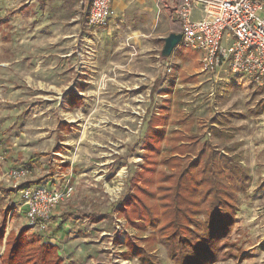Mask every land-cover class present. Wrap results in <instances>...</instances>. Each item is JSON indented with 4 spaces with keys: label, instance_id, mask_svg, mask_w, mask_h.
<instances>
[{
    "label": "rangeland",
    "instance_id": "374dc122",
    "mask_svg": "<svg viewBox=\"0 0 264 264\" xmlns=\"http://www.w3.org/2000/svg\"><path fill=\"white\" fill-rule=\"evenodd\" d=\"M53 25L52 0H0V264H7L12 240L28 226L25 264H179L169 256L176 233L169 236L187 228L191 218H177V231L173 216L163 215L161 196L166 187L172 197L181 166L197 156L199 162L203 147L202 164L209 159L210 144L232 150L252 177L245 195L227 200L235 223L223 241L224 259L213 264H264V87L227 65L204 71L201 53L181 42L168 58L167 79L154 91L163 50L158 43L145 42L159 49L147 52L121 36L105 35L95 52L84 55L94 59L83 64L67 37L80 29L58 23L54 31ZM71 89L80 107L64 103ZM151 114L167 131L164 155L144 149ZM60 122L73 126L69 133H60ZM58 147L61 154L55 153ZM171 150L179 158L172 155L163 164ZM15 170L25 174L14 178ZM136 171L142 175L134 191L139 201L128 193ZM166 175L174 178L162 181ZM35 183L50 190L74 188L44 230L31 225L21 197L22 188ZM192 187L189 182L181 189L186 203ZM141 202L160 206L154 229L126 215ZM202 211L193 219L195 231L206 221ZM59 225L63 231L57 234ZM183 234L188 230L177 237ZM47 238L60 261L41 260L37 240Z\"/></svg>",
    "mask_w": 264,
    "mask_h": 264
},
{
    "label": "trees",
    "instance_id": "16d2710c",
    "mask_svg": "<svg viewBox=\"0 0 264 264\" xmlns=\"http://www.w3.org/2000/svg\"><path fill=\"white\" fill-rule=\"evenodd\" d=\"M90 7L91 2L89 3V11ZM87 17H89V15ZM158 87L159 85H156L154 87V91H156ZM65 101L72 107L81 106L80 97L72 89L65 97ZM162 118L165 119L164 123L166 124L167 117L162 116ZM159 123L160 118H156V115L151 114L149 120L147 121V129L145 133L146 138L144 149L147 150L148 154L154 152L156 155L160 153L161 155H164V153H166L163 148V140L165 139L167 131L166 128H161L160 125L156 126ZM59 126L61 130L65 131L66 133H69L70 129H72V126H69L66 123H61ZM218 133L219 130L214 129L213 136H218ZM216 148L220 147H215L214 145L210 144V154L208 156L209 159H207L204 164H202L201 161L204 157V154L206 153L205 147H203L202 149L201 153L203 154L199 162H197V156L195 162H191L185 167L181 166L177 176L179 184L172 192V197L171 194L167 192L166 187H164L163 196H161V198L164 200V203L161 206L162 210L164 211L163 215L173 216V220H171L173 221L172 227L176 228L177 231L178 226L177 224H175L177 218H191V222L187 226V228L182 227L181 229H179V232L188 230L189 234H183L177 237L179 232H174L171 236H169L174 237L176 233L177 239L175 241V244L173 245V247L175 248L174 250H170L172 252H169V256L177 260L179 264H213L224 259L222 251L226 250L223 248L225 247L223 241L228 238L235 223V218L227 209V200L236 195H245L248 192L252 177L245 172L246 170L244 166L240 161L237 160V156L235 155V153L228 147H223L221 150L219 149V151L216 150ZM221 151H223L224 154H221ZM167 153L171 156H167V158L163 159V164L168 163V161H170L171 159H174L170 158L173 157L172 155H176V157L179 158L178 153L175 151L171 150ZM146 158L149 159V157ZM20 166L24 167L22 165ZM167 166H169V164H167ZM145 167L146 166H144L143 168ZM169 167L170 169H173V167ZM27 170L28 169H26V171ZM170 178H174V176L169 177L168 175H166L163 177L162 181H167ZM141 179V172L136 171L134 176H130L129 180L133 191H129L128 193L131 197L136 199V201L139 200L137 194L134 191L139 190ZM228 180H230V183H228ZM144 181L147 182V180ZM189 182L193 184V187L191 191L188 192L189 200L186 203L182 198L181 189L183 188V185L185 183L187 184ZM232 183H234L233 186ZM40 184L41 183H35L34 186H40ZM185 187L187 188L186 185ZM9 191L11 192L12 190ZM168 199L170 201H168ZM141 203L143 204L140 207L133 206L134 208L128 211L126 215L130 219L129 221L131 223L140 224L143 227L145 226L147 228L149 227L154 229L155 226L153 223L156 222L155 219L157 218L158 214H160V206H151L146 204L145 202ZM183 204H186V206H183ZM129 206L130 204L128 205V207ZM203 206H205V208L202 211L201 208ZM232 207L234 211V206H231L229 208L232 209ZM201 211L202 214L206 217V221L199 225V227L196 228L195 231L194 228L197 227V222H194L193 219L196 218V214L200 213ZM233 214H236V212ZM144 215L146 216V220L144 219ZM27 229H31V227L28 226L26 228H23V230L19 232L12 240V247L6 261L7 264H25L23 262L24 260L22 259L23 255L21 253L25 248V245H28L29 242H31L29 240H25ZM0 231V236L5 235L4 228ZM62 231L63 227L61 225H59L55 230L57 234L62 233ZM37 243H41L42 249L41 251H39V256H41V260L43 262H46V260L50 259L51 257L52 259L55 258L56 261H58L60 257L59 251L54 245H52L49 238L42 239L40 241L37 240ZM163 243L166 244L167 241L163 240ZM130 246L134 251L133 246ZM229 249L232 251V248ZM138 252L139 249L137 250V255L140 256L141 259H143V254H139ZM149 264H152V261Z\"/></svg>",
    "mask_w": 264,
    "mask_h": 264
},
{
    "label": "built area",
    "instance_id": "2783aa9c",
    "mask_svg": "<svg viewBox=\"0 0 264 264\" xmlns=\"http://www.w3.org/2000/svg\"><path fill=\"white\" fill-rule=\"evenodd\" d=\"M177 15L182 43L202 55L203 70L210 72L227 65L234 74L251 77L264 87V11L262 0H179ZM113 0H91L88 24L107 25ZM201 10V17L195 11ZM23 170L11 176L20 178ZM74 188L50 190L45 186L23 187L21 197L32 226L45 229L60 205L70 199Z\"/></svg>",
    "mask_w": 264,
    "mask_h": 264
},
{
    "label": "crops",
    "instance_id": "0c3cea01",
    "mask_svg": "<svg viewBox=\"0 0 264 264\" xmlns=\"http://www.w3.org/2000/svg\"><path fill=\"white\" fill-rule=\"evenodd\" d=\"M90 2L91 0H52V23L55 24L52 27L53 30H57L58 23L73 24L80 29L79 35L73 32V34L71 33L66 36L71 37L75 42V53L81 57L83 64L88 60L94 59V57L92 59H90L91 57L85 58L84 55H91L89 51L95 52V46L98 47L101 45L102 41H104L102 38L105 35L106 37L114 35L121 36L129 46H143L145 51L150 52L159 50L153 46L154 42L163 48L164 38L173 32L180 31V22L177 15V9L180 6L179 0H113L107 25L98 29L92 28L88 24L89 17L87 16L90 12L88 9ZM262 2L264 4V0ZM171 8H173L176 17L174 15L171 17ZM261 16L264 18V11L261 13ZM195 17H201V10L198 9L195 11ZM145 42L153 45L148 46ZM167 62H169L168 59H163L162 56L160 57V71L154 79L153 88L156 85L160 86L167 79L165 74L166 67L168 66ZM66 96L63 97L65 104H67L65 101ZM61 123L64 122H60L59 125ZM61 150L58 147L55 153L61 154ZM68 167L64 166L63 169H67Z\"/></svg>",
    "mask_w": 264,
    "mask_h": 264
},
{
    "label": "water",
    "instance_id": "95a60500",
    "mask_svg": "<svg viewBox=\"0 0 264 264\" xmlns=\"http://www.w3.org/2000/svg\"><path fill=\"white\" fill-rule=\"evenodd\" d=\"M183 35L181 33L173 32L168 37L164 38V46L162 50V57L169 58L172 56L176 48L181 44Z\"/></svg>",
    "mask_w": 264,
    "mask_h": 264
}]
</instances>
